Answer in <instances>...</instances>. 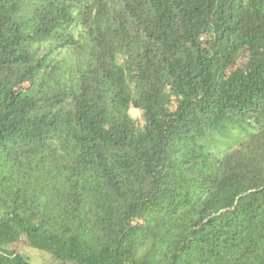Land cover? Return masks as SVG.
I'll list each match as a JSON object with an SVG mask.
<instances>
[{
    "label": "trees",
    "instance_id": "16d2710c",
    "mask_svg": "<svg viewBox=\"0 0 264 264\" xmlns=\"http://www.w3.org/2000/svg\"><path fill=\"white\" fill-rule=\"evenodd\" d=\"M26 248L264 264V0H0V264Z\"/></svg>",
    "mask_w": 264,
    "mask_h": 264
},
{
    "label": "rangeland",
    "instance_id": "374dc122",
    "mask_svg": "<svg viewBox=\"0 0 264 264\" xmlns=\"http://www.w3.org/2000/svg\"><path fill=\"white\" fill-rule=\"evenodd\" d=\"M130 114L138 123H143L142 113L140 111L132 109ZM22 254L30 264H60L53 255L33 248H26Z\"/></svg>",
    "mask_w": 264,
    "mask_h": 264
}]
</instances>
